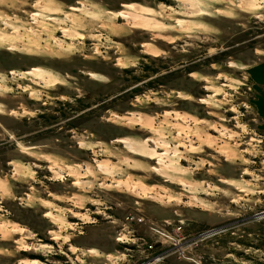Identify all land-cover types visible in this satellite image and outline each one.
I'll list each match as a JSON object with an SVG mask.
<instances>
[{
    "label": "rangeland",
    "instance_id": "rangeland-1",
    "mask_svg": "<svg viewBox=\"0 0 264 264\" xmlns=\"http://www.w3.org/2000/svg\"><path fill=\"white\" fill-rule=\"evenodd\" d=\"M153 225L191 258L156 264H264V0H0V264Z\"/></svg>",
    "mask_w": 264,
    "mask_h": 264
},
{
    "label": "built area",
    "instance_id": "built-area-1",
    "mask_svg": "<svg viewBox=\"0 0 264 264\" xmlns=\"http://www.w3.org/2000/svg\"><path fill=\"white\" fill-rule=\"evenodd\" d=\"M151 230H153V236L156 238L148 243L147 240H145V243L147 244L148 248L154 249L156 244H169L168 247L163 248L161 247L160 251H150L146 254V264H156L157 261L163 260L169 256H171L174 253H177L179 258L183 259H191L187 253H186V246L185 241H183V237L175 235L167 228H162L158 226H151ZM145 248L144 251H146ZM148 249V250H150ZM142 251V250H141ZM196 262L195 259H192ZM199 263V262H198Z\"/></svg>",
    "mask_w": 264,
    "mask_h": 264
},
{
    "label": "bare ground",
    "instance_id": "bare-ground-1",
    "mask_svg": "<svg viewBox=\"0 0 264 264\" xmlns=\"http://www.w3.org/2000/svg\"><path fill=\"white\" fill-rule=\"evenodd\" d=\"M127 7H132V6H130V5H128ZM74 9H76V8H74ZM119 17H127V15H125V14H122V13H119ZM35 72H37V76L39 77V78H42L43 77V75H45V70L43 71V69L42 68H39V67H35L34 69H33ZM91 75V74H90ZM92 75H94V76H97V74H95V73H93ZM24 147H26L25 145H23ZM23 149H25V148H23ZM45 203V202H44ZM50 215V214H49ZM49 217V216H48ZM51 219L53 220V217H51ZM22 230V229H21ZM56 237H58L57 235H56ZM58 238H60V237H58ZM28 263H31V264H37L36 262H28Z\"/></svg>",
    "mask_w": 264,
    "mask_h": 264
},
{
    "label": "flooded vegetation",
    "instance_id": "flooded-vegetation-1",
    "mask_svg": "<svg viewBox=\"0 0 264 264\" xmlns=\"http://www.w3.org/2000/svg\"><path fill=\"white\" fill-rule=\"evenodd\" d=\"M147 261H141L139 264H146Z\"/></svg>",
    "mask_w": 264,
    "mask_h": 264
}]
</instances>
